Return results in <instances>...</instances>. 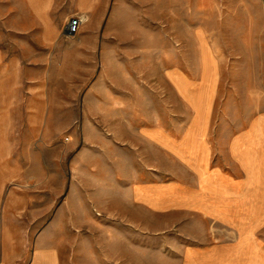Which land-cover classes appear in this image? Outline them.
Returning <instances> with one entry per match:
<instances>
[{"label":"rangeland","instance_id":"1","mask_svg":"<svg viewBox=\"0 0 264 264\" xmlns=\"http://www.w3.org/2000/svg\"><path fill=\"white\" fill-rule=\"evenodd\" d=\"M108 4L97 51L71 42L46 61L34 43L24 70L34 92L3 94L14 87L0 82V100L15 99L0 113V148L15 152L0 157V264H32L36 252L58 264H182L203 220L127 197L148 178L144 162L161 181L185 175L140 134L161 125L180 138L207 116L218 134L234 127L221 122L264 116V0ZM80 25L68 36H93ZM0 38L11 51L9 29Z\"/></svg>","mask_w":264,"mask_h":264},{"label":"crops","instance_id":"2","mask_svg":"<svg viewBox=\"0 0 264 264\" xmlns=\"http://www.w3.org/2000/svg\"><path fill=\"white\" fill-rule=\"evenodd\" d=\"M108 8V0H0V28L9 29L13 46L10 51L0 41V82L14 87L1 93L18 87L34 92L33 80L24 74L34 43L46 50V61L52 48L71 42L84 41L97 51L105 41L97 34ZM83 15L80 29L92 30L93 36L66 35L71 19ZM4 98L0 113L15 103L9 95ZM229 124L234 127L218 128L216 134L215 117L207 116L191 122L180 138L161 125L140 134L144 143L180 163L185 175L161 181V167L144 162L139 167L148 178L134 180L127 197L155 214L181 211L192 221L203 220L201 240L185 246L182 264H264V116L249 118L243 127L219 125ZM13 146L0 148V157L15 156ZM34 258L32 264H58L54 252H36Z\"/></svg>","mask_w":264,"mask_h":264},{"label":"built area","instance_id":"3","mask_svg":"<svg viewBox=\"0 0 264 264\" xmlns=\"http://www.w3.org/2000/svg\"><path fill=\"white\" fill-rule=\"evenodd\" d=\"M83 22L82 18L79 19H73V21L71 22V29L74 30L76 32L78 26Z\"/></svg>","mask_w":264,"mask_h":264},{"label":"water","instance_id":"4","mask_svg":"<svg viewBox=\"0 0 264 264\" xmlns=\"http://www.w3.org/2000/svg\"><path fill=\"white\" fill-rule=\"evenodd\" d=\"M74 34H75V31L72 30L71 27L66 30V35H74Z\"/></svg>","mask_w":264,"mask_h":264}]
</instances>
